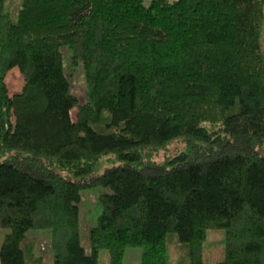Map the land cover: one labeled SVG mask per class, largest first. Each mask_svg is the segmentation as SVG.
<instances>
[{
	"label": "trees",
	"instance_id": "obj_1",
	"mask_svg": "<svg viewBox=\"0 0 264 264\" xmlns=\"http://www.w3.org/2000/svg\"><path fill=\"white\" fill-rule=\"evenodd\" d=\"M0 0L1 264H42L30 230H49L53 264H264V0ZM81 64L71 93L61 48ZM18 68L20 92L7 72ZM75 108L74 118L71 110ZM182 147L159 158L173 142ZM118 165L92 175L97 158ZM103 186L80 243V192ZM221 260H203L206 231Z\"/></svg>",
	"mask_w": 264,
	"mask_h": 264
},
{
	"label": "rangeland",
	"instance_id": "obj_2",
	"mask_svg": "<svg viewBox=\"0 0 264 264\" xmlns=\"http://www.w3.org/2000/svg\"><path fill=\"white\" fill-rule=\"evenodd\" d=\"M20 7V0H6L5 9L10 13L13 19L17 17V11ZM261 51L264 58V21L261 26ZM63 55L64 69L70 82V90L78 100L83 103L86 100V88L83 68L81 64L73 65L70 63L69 52L66 46L61 48ZM8 92L10 95L20 92L23 85V79L18 68L10 69L5 78ZM76 109L71 110V117L74 118ZM180 141L173 142L166 150L158 152L159 158L172 155L175 150L182 147ZM264 155V143L258 149ZM120 162L116 159L115 154L105 153L97 158V164L92 175L100 174L105 168L118 165ZM110 189L103 186L91 187L80 192L79 209V229L80 243L87 253L90 252L89 230L95 225L98 214L100 213L99 195L109 193ZM8 229L0 227V247L2 240ZM29 239L33 240V251L35 255L42 258V264H53L54 253L50 247L49 230H30L26 233ZM143 249L140 246H129L125 249L122 264H140ZM224 252V231L221 229H210L206 231V238L203 242V260L206 263H214L223 257ZM1 264V262H0ZM98 264H108V253L101 250L98 256ZM167 264H184L181 259V252L175 243L168 246ZM187 264V263H185Z\"/></svg>",
	"mask_w": 264,
	"mask_h": 264
}]
</instances>
